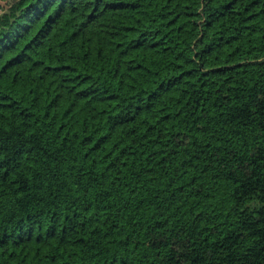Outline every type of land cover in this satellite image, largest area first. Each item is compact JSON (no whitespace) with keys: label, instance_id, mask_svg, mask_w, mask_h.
<instances>
[{"label":"trees","instance_id":"trees-1","mask_svg":"<svg viewBox=\"0 0 264 264\" xmlns=\"http://www.w3.org/2000/svg\"><path fill=\"white\" fill-rule=\"evenodd\" d=\"M0 264H264V0H2Z\"/></svg>","mask_w":264,"mask_h":264},{"label":"crops","instance_id":"crops-1","mask_svg":"<svg viewBox=\"0 0 264 264\" xmlns=\"http://www.w3.org/2000/svg\"><path fill=\"white\" fill-rule=\"evenodd\" d=\"M0 4H2L1 0H0ZM1 6V5H0Z\"/></svg>","mask_w":264,"mask_h":264},{"label":"rangeland","instance_id":"rangeland-1","mask_svg":"<svg viewBox=\"0 0 264 264\" xmlns=\"http://www.w3.org/2000/svg\"><path fill=\"white\" fill-rule=\"evenodd\" d=\"M1 2H4V1L1 0ZM0 5H3V4H0Z\"/></svg>","mask_w":264,"mask_h":264}]
</instances>
